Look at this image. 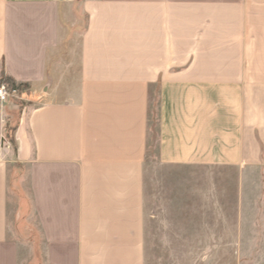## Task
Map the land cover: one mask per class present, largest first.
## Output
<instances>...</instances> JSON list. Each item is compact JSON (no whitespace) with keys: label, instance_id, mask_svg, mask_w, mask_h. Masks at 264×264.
<instances>
[{"label":"crops","instance_id":"crops-1","mask_svg":"<svg viewBox=\"0 0 264 264\" xmlns=\"http://www.w3.org/2000/svg\"><path fill=\"white\" fill-rule=\"evenodd\" d=\"M78 1L0 0V264H147L154 115L171 264H264V0Z\"/></svg>","mask_w":264,"mask_h":264},{"label":"rangeland","instance_id":"rangeland-1","mask_svg":"<svg viewBox=\"0 0 264 264\" xmlns=\"http://www.w3.org/2000/svg\"><path fill=\"white\" fill-rule=\"evenodd\" d=\"M82 1H78V5ZM84 18L82 20V26L84 24ZM81 26V27H82ZM3 75H6L5 72H3ZM12 101H16V111L14 112L13 119L16 121L17 116L20 114L21 109L23 106L27 103L26 100H22L21 95L14 97ZM14 109V110H15ZM155 109V105H154ZM152 143L153 148H151V155L149 157L148 161V167L151 170V174L148 176L147 181V199H148V216H147V224H148V249H147V264H171L170 262V253L169 250L171 240V233L169 228L164 224L163 231H160V225L157 226L154 224V218H151L150 213L153 212V215H160L159 211L161 210L160 203L159 202V196L161 194L163 195V192L160 190V187H158V184L156 182L157 174L161 175L162 173L166 172L168 173L172 172L171 170L166 169V167L161 166L159 162L157 161V150L155 148L156 139H157V121L156 116L154 115L153 121H152ZM14 125V124H13ZM149 170V171H150ZM150 178V179H149ZM160 184V183H159ZM157 185V186H156ZM162 187V186H161ZM159 227V229H158ZM260 251H264L261 249Z\"/></svg>","mask_w":264,"mask_h":264},{"label":"trees","instance_id":"trees-1","mask_svg":"<svg viewBox=\"0 0 264 264\" xmlns=\"http://www.w3.org/2000/svg\"><path fill=\"white\" fill-rule=\"evenodd\" d=\"M0 82L7 84L10 89H15L18 92H23L28 88L27 83H17L12 77L8 75L7 76L2 75ZM14 131H15V127L11 123H8L5 128V138L11 142L14 148H16V140L14 136Z\"/></svg>","mask_w":264,"mask_h":264},{"label":"built area","instance_id":"built-area-1","mask_svg":"<svg viewBox=\"0 0 264 264\" xmlns=\"http://www.w3.org/2000/svg\"><path fill=\"white\" fill-rule=\"evenodd\" d=\"M19 92L15 89H10L5 83L0 84V101L6 102L10 97L18 95Z\"/></svg>","mask_w":264,"mask_h":264}]
</instances>
